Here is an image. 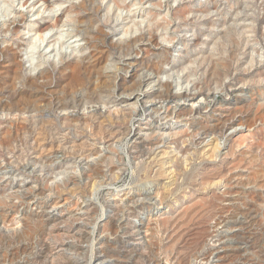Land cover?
Returning <instances> with one entry per match:
<instances>
[{"label":"rangeland","instance_id":"374dc122","mask_svg":"<svg viewBox=\"0 0 264 264\" xmlns=\"http://www.w3.org/2000/svg\"><path fill=\"white\" fill-rule=\"evenodd\" d=\"M0 1V264H264V0Z\"/></svg>","mask_w":264,"mask_h":264},{"label":"bare ground","instance_id":"6f19581e","mask_svg":"<svg viewBox=\"0 0 264 264\" xmlns=\"http://www.w3.org/2000/svg\"><path fill=\"white\" fill-rule=\"evenodd\" d=\"M7 4V3H6ZM6 4L3 2V1H0V13H5V11H7V7H6ZM9 9V8H8ZM0 15H2V14H0ZM57 20V19H56ZM56 22V21H55ZM48 26L49 25H40L39 26V28H38V32H37V36L36 37H34L33 39H32V41H30L29 42V45H28V49H29V51L31 52V53H33L35 50H36V46L38 45V43L39 42H43L44 41V38H45V36H44V34H46V33H43V31L46 29L47 30V28H48ZM51 27V26H50ZM36 31V30H35ZM64 37V35H63V33H59L58 34V36H57V42H60L61 40H62V38ZM168 89V88H167ZM162 93H164V92H162ZM161 93V94H162ZM160 94V95H161ZM161 109H162V115L164 116H172V114H175V115H179L180 114V112H182L181 111V108L179 107V106H177V105H175L173 108H171V109H169V108H166V107H161ZM160 110V109H159ZM184 113H185V111H183ZM188 112V111H187ZM183 113V114H184ZM182 114V115H183ZM181 115V116H182ZM229 115V114H228ZM164 116V117H165ZM231 117V116H230ZM228 117L227 116V118H226V122L229 120V122H231V123H233V122H235L236 120H238V119H235V118H233V117ZM235 119V120H234ZM231 120V121H230ZM241 120V119H240ZM221 122V121H220ZM225 121H223L222 123H224ZM229 122H227V123H229ZM238 124H239V122H238ZM220 125V124H219ZM224 125V124H223ZM227 125V124H226ZM212 127H210L208 124H201V123H199V124H196V125H194V128H192V129H195L194 130V135H195V133H197V132H200V130L202 131L201 133H200V135H199V138H200V142L199 143H202V141L204 140V138H202V136H204L205 138H206V136L207 135H209L210 136V134H215V136H217L216 134V132L218 131V132H222V131H220V126H219V128H217V127H213V125H211ZM225 126V125H224ZM221 128H223V127H221ZM191 130V129H190ZM223 130V129H222ZM192 131V130H191ZM189 134V133H188ZM191 134V133H190ZM198 134V133H197ZM196 134V135H197ZM176 135V134H175ZM192 135V134H191ZM206 135V136H205ZM221 135V134H220ZM173 136V135H172ZM187 136V135H186ZM195 137V136H194ZM198 137V136H197ZM152 138V137H151ZM157 138H159V137H157ZM157 138H154V139H147V141H145V142H143L142 144H141V146L138 148V150H137V152H136V155L135 156H137V157H141V156H143L144 154L145 155H147L146 153H148V152H151L152 153V151H150L151 149H153L154 147H159V146H161V144H162V140L161 139H157ZM187 138V137H186ZM190 138V137H189ZM191 139V138H190ZM161 140V141H160ZM166 140V139H165ZM193 140H194V138H193ZM205 141V140H204ZM212 141V140H211ZM194 142V141H193ZM192 142V143H193ZM214 142V141H213ZM195 143V142H194ZM197 143V142H196ZM198 143V144H199ZM216 143V142H215ZM165 145V144H164ZM207 145V144H206ZM215 145V144H214ZM218 145H219V143H218ZM136 146V145H135ZM135 150V149H134ZM158 151V150H157ZM160 152V151H159ZM155 154V153H154ZM159 154H161V153H159ZM144 155V156H145ZM156 157H157V155H156ZM151 158H152V156H151ZM141 159H143V158H141ZM93 170V169H92ZM70 179V178H69ZM74 180V179H73ZM70 181L71 182H73L72 181V179H70ZM30 193V192H29ZM145 194H146V198H149V191H146L145 192ZM151 195V194H150ZM26 196V195H25ZM133 199V198H132ZM22 200V199H21ZM20 200V201H21ZM19 201V200H18ZM136 201V200H135ZM22 202V201H21ZM26 202V201H25ZM3 203V202H2ZM89 203V202H88ZM0 204H1V202H0ZM8 204V203H7ZM12 204H14V203H12ZM26 204V203H25ZM135 204V203H134ZM4 205H6V203L4 204ZM9 205V204H8ZM23 205V204H22ZM87 205V204H86ZM125 205V204H124ZM144 205V204H143ZM16 206V205H15ZM122 206V205H121ZM11 207H14V206H11ZM16 207H18V206H16ZM15 207V208H16ZM43 207V206H42ZM131 207V206H130ZM148 207V206H147ZM6 208L7 207H3V206H1L0 205V218H2L1 220H3L4 221V218H5V215H4V213L6 212ZM9 208V207H8ZM129 208V207H128ZM149 208V207H148ZM46 209V208H45ZM120 209V208H119ZM130 209H135V208H133V207H131ZM13 210V209H12ZM16 210H17V208H16ZM27 210H29V209H27ZM26 210V211H27ZM87 210V209H86ZM121 210V209H120ZM11 211V210H10ZM38 211V210H37ZM45 211V210H44ZM122 211V210H121ZM9 212V211H8ZM14 212H15V210H14ZM131 212V211H130ZM18 213V212H17ZM31 213V212H30ZM42 213H43V211H42ZM8 214V213H7ZM37 214V213H36ZM39 214V213H38ZM44 214V213H43ZM42 214V215H43ZM41 215V214H40ZM47 215V217L48 218H51V217H53V216H51V214H46ZM21 216H22V218L24 217H26L27 216V214H26V212L24 213V212H22V214H21ZM44 216V215H43ZM46 217V218H47ZM21 218V217H20ZM36 218V217H35ZM40 218V217H39ZM43 218V217H42ZM54 218V217H53ZM26 219V218H25ZM29 221H31V217H29ZM52 219V218H51ZM7 220V219H6ZM36 220V219H35ZM38 220V219H37ZM42 219H40V221H41ZM44 220V219H43ZM43 220H42V222H43ZM54 220V219H53ZM120 220V219H119ZM123 220V219H122ZM21 221H22V219H21ZM223 220H221V222H222ZM45 222V221H44ZM116 222V224H117V222L118 221H115ZM114 222V223H115ZM20 223V222H19ZM28 223V222H27ZM37 223V222H36ZM39 223V222H38ZM21 224H22V222H21ZM24 224V223H23ZM128 225V222L126 221V220H124V221H120V223L118 222V226L119 227H123V226H125V225ZM43 225H44V223H43ZM45 225H47V224H45ZM113 225V224H112ZM23 226H25V225H23ZM21 227V228H26L28 225H26V227ZM117 226V227H118ZM29 227H30V225H29ZM72 227H74V225L72 226ZM111 227V226H110ZM35 228V227H34ZM27 231H28V229H26ZM26 230H24L23 229V231L21 232V233H19V234H16V236L15 237H11V236H9V238H7L6 237V241H11V242H14V241H17L18 242V240H20L21 241V238H26V236H27V231ZM36 230V229H35ZM35 230L33 229L32 231L33 232H35ZM31 230H29V232H30ZM31 231V232H32ZM36 232H37V230H36ZM40 233V232H39ZM43 233V232H42ZM29 234V233H28ZM31 234V236H32V234L34 235L35 233H30ZM30 234L28 235V237L30 236ZM81 234V233H80ZM1 235V234H0ZM80 236V235H79ZM0 237H2V236H0ZM41 237V236H40ZM40 237H37V239L38 238H40ZM76 237V236H75ZM2 239V238H1ZM4 239H5V237H4ZM3 239V240H4ZM27 239V238H26ZM78 239V238H77ZM24 241H25V239H23ZM30 240H32V238H30ZM36 240V239H35ZM27 241H28V239H27ZM10 242V243H11ZM40 242V241H39ZM61 242V241H60ZM197 242V241H196ZM195 242V243H196ZM8 243V242H7ZM37 243H38V241H37ZM64 243V242H63ZM29 244V243H28ZM32 244V243H31ZM31 244L29 245V247L31 246ZM41 244V243H40ZM72 244L73 243H71V245H70V247H72V249H74V250H76L77 248H78V245L77 246H72ZM8 245H9V243H8ZM14 245V244H13ZM26 245H27V243H26ZM61 245H63V244H61ZM147 246V245H146ZM33 247H35V245L33 246ZM31 248H32V246H31ZM19 249V248H18ZM25 249H27L26 248V246H25ZM29 249V248H28ZM140 255V254H139ZM100 255H98V257H99ZM149 257V256H148ZM146 258V260L148 261L149 260V264L150 263H153V264H158V262L156 261L157 259H154L153 257L152 258ZM139 258V257H138ZM156 258V257H155ZM144 259V258H143ZM145 260V261H146ZM36 261H37V259H36ZM137 261V260H136ZM144 261V260H143ZM144 261V262H145ZM11 262V261H10ZM71 262V261H70ZM73 262V261H72ZM138 262V261H137ZM51 263V262H50ZM53 263H54V261H53ZM59 263V262H58ZM78 263V262H77ZM134 263V262H133ZM140 263V262H139ZM67 264H68V262H67ZM70 264V263H69ZM73 264V263H72ZM76 264V263H75Z\"/></svg>","mask_w":264,"mask_h":264}]
</instances>
